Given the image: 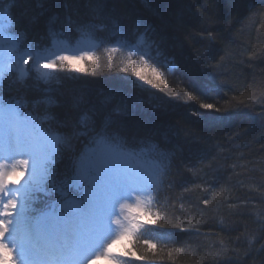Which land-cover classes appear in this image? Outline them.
I'll return each instance as SVG.
<instances>
[{
  "label": "trees",
  "instance_id": "16d2710c",
  "mask_svg": "<svg viewBox=\"0 0 264 264\" xmlns=\"http://www.w3.org/2000/svg\"><path fill=\"white\" fill-rule=\"evenodd\" d=\"M4 8L6 36L19 39L21 51H35L33 42L52 47V33L74 46L81 24L103 28L94 29L100 46L83 50L95 60L65 62L48 83L34 70L18 81L13 71L0 87L5 99L26 104L24 111L38 120L50 117L43 127L71 137L76 152L65 148L58 158L57 186L72 175V158L86 139L74 135L86 130L79 123L84 113L110 114L129 144L150 142L169 155L151 205L161 219L146 213L144 227L116 244L128 253L120 257L125 264H264V0H104L102 20L89 0H0ZM54 25L64 29L51 32ZM115 26L120 37H110ZM146 28L164 90L139 85L129 49L116 44L136 40ZM48 97L54 103H44ZM47 184L52 194L35 196L37 210L57 198L51 178Z\"/></svg>",
  "mask_w": 264,
  "mask_h": 264
},
{
  "label": "snow or ice",
  "instance_id": "6c2138e0",
  "mask_svg": "<svg viewBox=\"0 0 264 264\" xmlns=\"http://www.w3.org/2000/svg\"><path fill=\"white\" fill-rule=\"evenodd\" d=\"M89 2L92 13L99 18L104 0ZM8 11V8L0 11V18ZM68 20L73 23L71 16ZM97 28L103 30L101 25L81 24L77 31L86 38L85 42L93 43ZM147 32L146 28L139 33L136 43L131 46L129 67L138 80L164 90L168 85L160 78L163 73L145 50ZM52 35V47L40 49L37 45L33 51L29 46L21 51L20 40L6 36L5 30L0 29V85L13 71L17 80L23 82L32 70L38 80L48 83L65 62L71 67L74 59H96L88 52H82L78 57L65 54L61 45L67 42L57 39L56 33ZM120 36L119 27L115 26L110 37ZM119 42L129 43L126 38ZM115 50L112 48L109 52ZM133 56H138V61L133 60ZM29 61L32 65L25 67ZM145 68L150 69L155 79L142 74ZM187 95L191 100L197 99L191 92ZM44 103L52 104L54 100L48 97ZM25 107L26 104L19 100H7L0 93V264H97L102 259L107 264H125L120 257L128 253L118 252L116 244L131 239L144 227L138 222L140 215L150 213L157 221L161 219L151 211V205L169 166L166 163L169 155L157 152L158 146L150 142L129 144L120 135L110 114L100 112L98 119H93L84 113L79 123L86 130L74 135L86 139L72 158V175L57 186L54 166L58 158L62 157L65 148L72 152L76 149L71 144V137L43 127L42 120L50 117L38 120L23 111ZM212 107L200 103L202 109ZM114 111L118 115L122 113L119 107ZM153 153H157V159L153 158ZM142 170L150 172V178L142 175ZM50 178L57 198L38 211L34 207L35 193L44 192L50 196L52 193L45 187ZM144 244L155 252L154 243L145 240ZM148 258L147 255L137 257L140 260Z\"/></svg>",
  "mask_w": 264,
  "mask_h": 264
},
{
  "label": "rangeland",
  "instance_id": "374dc122",
  "mask_svg": "<svg viewBox=\"0 0 264 264\" xmlns=\"http://www.w3.org/2000/svg\"><path fill=\"white\" fill-rule=\"evenodd\" d=\"M71 16V15H70ZM72 19V18H71ZM85 20H87V17H85L84 18ZM43 33V35L40 33V37H46V31H45V33L44 32H42ZM125 33H129V31H125ZM53 41V40H52ZM117 46H118V44H117ZM112 48H115V47H112ZM115 49H117V48H115ZM81 53L82 52H79V54L78 55H81ZM72 61H75V60H72ZM170 68H172V67H170ZM142 74L143 75H146V76H152V78L153 79H155V76H153V74L151 73V71H150V69H148V68H145V69H142ZM136 81H137V83L139 84V85H144V86H149V87H151L150 85H147L146 83H144L143 81H140V80H138V78L136 77ZM142 175H144L146 178H150V172H148V171H143L142 170ZM48 182V181H47ZM47 185L48 184H46L45 185V187H47ZM44 192H37V193H35V195H37V196H39V194H43ZM140 219H141V215L138 217V221H140ZM143 219L144 220H146V215H144V217H143ZM113 227L114 228H117V226H115V225H113ZM117 231H119V229L117 228ZM123 241V240H122ZM122 241H120V242H118V243H121ZM117 243V244H118ZM101 262L102 261H104L103 259L102 260H100ZM97 263H99V261L97 262Z\"/></svg>",
  "mask_w": 264,
  "mask_h": 264
},
{
  "label": "bare ground",
  "instance_id": "6f19581e",
  "mask_svg": "<svg viewBox=\"0 0 264 264\" xmlns=\"http://www.w3.org/2000/svg\"><path fill=\"white\" fill-rule=\"evenodd\" d=\"M94 18H95V17H94ZM99 19L102 20L100 17H99ZM72 20H73V19H72ZM93 20H97V19L95 18V19H93ZM62 29H64V28H61V30H62ZM49 30H51V32H53V31H58V32L61 31V30H59L58 28H55V25H54V26H50V27H49ZM160 207H161V208H164V207H165V206H164V203L160 202Z\"/></svg>",
  "mask_w": 264,
  "mask_h": 264
}]
</instances>
